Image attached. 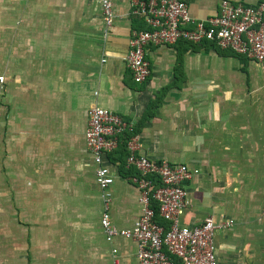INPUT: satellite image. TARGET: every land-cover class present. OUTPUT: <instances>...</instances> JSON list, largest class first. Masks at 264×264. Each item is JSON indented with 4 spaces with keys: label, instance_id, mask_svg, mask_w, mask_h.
<instances>
[{
    "label": "crops",
    "instance_id": "1",
    "mask_svg": "<svg viewBox=\"0 0 264 264\" xmlns=\"http://www.w3.org/2000/svg\"><path fill=\"white\" fill-rule=\"evenodd\" d=\"M110 1L106 27L100 0H0V264H138L136 242L100 226L105 206L117 227L140 215L129 140L198 170L181 225L233 219L215 231L216 264H264V64L210 41L150 44L136 83L126 54L144 23L130 0ZM220 1L189 12L206 19ZM94 105L133 123L102 158L104 190L84 136Z\"/></svg>",
    "mask_w": 264,
    "mask_h": 264
},
{
    "label": "built area",
    "instance_id": "2",
    "mask_svg": "<svg viewBox=\"0 0 264 264\" xmlns=\"http://www.w3.org/2000/svg\"><path fill=\"white\" fill-rule=\"evenodd\" d=\"M130 2L133 13L141 16L148 26L147 29L133 30L129 39L126 63L136 83H142L150 74L145 57L146 47L150 44L210 41L221 49H229L264 64V0L254 4L221 0L218 12L206 19L192 17L189 0ZM100 6L104 24L108 27L114 16L112 3L100 0ZM2 81L3 76H0ZM132 124L100 105H94L88 111L85 142L96 164L95 182L102 190L113 182L102 158L117 147L120 135L131 131ZM127 149L126 164L137 171L131 180L140 191L141 212L130 227H117L105 206L100 217L105 240L111 242L122 237L135 241L138 264H174L170 254L179 259L180 264H216L215 231L231 226L233 219L216 224L212 216H207L193 226L179 223V216L189 203L185 181L198 170L185 163L158 162L136 155V146L131 140ZM151 201L157 204L159 216L169 222L166 230L154 220Z\"/></svg>",
    "mask_w": 264,
    "mask_h": 264
},
{
    "label": "trees",
    "instance_id": "3",
    "mask_svg": "<svg viewBox=\"0 0 264 264\" xmlns=\"http://www.w3.org/2000/svg\"><path fill=\"white\" fill-rule=\"evenodd\" d=\"M139 19H141L140 20V22L141 23H144L143 22V18H139ZM145 24V23H144ZM144 24H142L141 25V27H142V29H147L148 28V26H146V25H144ZM125 141H126V137L124 138V139H122V142L120 143V147H119V150L120 151H118V153H124V151L126 150V144H125ZM127 156V155H126ZM125 156V157H126ZM123 161H125V159H123ZM151 206H152V208H153V210H154V220L159 224V225H161L165 230L169 227V222L167 221V220H165V219H163L162 217H160L159 216V214H158V210H157V204L154 202V201H151ZM170 257L172 258V259H174V257L175 256H173V255H171L170 254ZM177 259V258H176ZM174 259V261H175V263L174 264H180V261H179V259Z\"/></svg>",
    "mask_w": 264,
    "mask_h": 264
}]
</instances>
